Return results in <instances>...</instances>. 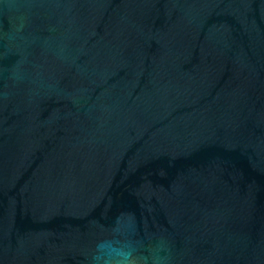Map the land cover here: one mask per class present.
I'll return each instance as SVG.
<instances>
[{
    "label": "water",
    "instance_id": "water-1",
    "mask_svg": "<svg viewBox=\"0 0 264 264\" xmlns=\"http://www.w3.org/2000/svg\"><path fill=\"white\" fill-rule=\"evenodd\" d=\"M264 264V0H0V264Z\"/></svg>",
    "mask_w": 264,
    "mask_h": 264
},
{
    "label": "clouds",
    "instance_id": "clouds-1",
    "mask_svg": "<svg viewBox=\"0 0 264 264\" xmlns=\"http://www.w3.org/2000/svg\"><path fill=\"white\" fill-rule=\"evenodd\" d=\"M121 256L123 257V259L120 261V264H133V261L130 259L131 251L122 252ZM153 264H160V260L158 257L154 258Z\"/></svg>",
    "mask_w": 264,
    "mask_h": 264
}]
</instances>
